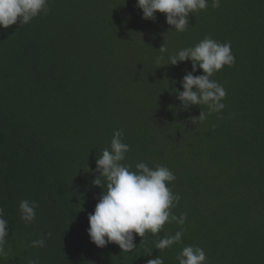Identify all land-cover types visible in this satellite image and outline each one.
Segmentation results:
<instances>
[{
	"label": "trees",
	"instance_id": "1",
	"mask_svg": "<svg viewBox=\"0 0 264 264\" xmlns=\"http://www.w3.org/2000/svg\"><path fill=\"white\" fill-rule=\"evenodd\" d=\"M47 7L26 25L0 27V208L9 235L0 264H147L157 256L179 264L189 245L205 251L206 264H264V0L217 8L208 0L184 32L163 13L143 19L136 0ZM206 36L230 42L235 57L211 77L226 91L225 107L183 110L176 89L191 61L168 58ZM116 130L130 146L121 163L168 167L176 179L167 186L180 197L172 213L186 214L157 236L134 234L130 252L98 248L87 233L103 192L93 183L96 160ZM22 200L36 204L32 223L20 217ZM177 231L180 242L155 249ZM40 238L45 246L32 247Z\"/></svg>",
	"mask_w": 264,
	"mask_h": 264
},
{
	"label": "clouds",
	"instance_id": "2",
	"mask_svg": "<svg viewBox=\"0 0 264 264\" xmlns=\"http://www.w3.org/2000/svg\"><path fill=\"white\" fill-rule=\"evenodd\" d=\"M48 0H0V27L8 28L19 21L26 25L40 14H47ZM208 0H136V7L142 10V18L155 20L157 12L165 14L166 23L177 32H184L189 27V13L204 10ZM220 6V0H212V7ZM161 52L166 51L162 46ZM162 57L158 58L161 60ZM170 65L191 61V71L179 81L182 91L176 89L177 99L183 110L192 106L206 105L209 113L220 112L224 107L222 102L226 96L224 87L211 79L214 72L224 66H233L235 57L231 52V44L219 43L206 36L192 47L179 50L169 56ZM167 64V65H169ZM202 74L194 75L197 70ZM205 114L201 111L198 117L192 118V123L202 121ZM123 130L113 133L110 147L105 148L96 160L95 171L99 176L94 185L103 189L95 206L94 212L88 216L87 229L90 241L98 248L109 243H115L122 251L130 252L136 248L134 234L144 237L146 233L157 236L165 223L173 221L183 225L186 214L179 217L172 213V208L180 197L173 194L167 186L176 177L171 170L163 165L149 167L140 162L135 165V171L130 166L122 164L130 146L122 142ZM103 177L106 184H102ZM106 188V191H105ZM34 201L22 200L19 204L20 217L26 223H32L36 218ZM50 235V234H49ZM8 220L4 218L0 208V255H4V246L8 237ZM183 231L174 235L164 236L155 243V249L163 250L181 241ZM32 247H44L43 238L33 240ZM179 264H206L205 251L198 246H185L177 255ZM38 264V261H30ZM147 264H164L157 256L149 259Z\"/></svg>",
	"mask_w": 264,
	"mask_h": 264
}]
</instances>
